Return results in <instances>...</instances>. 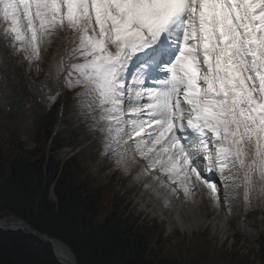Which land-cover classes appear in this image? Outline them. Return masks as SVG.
Masks as SVG:
<instances>
[{
  "label": "snow or ice",
  "instance_id": "obj_1",
  "mask_svg": "<svg viewBox=\"0 0 264 264\" xmlns=\"http://www.w3.org/2000/svg\"><path fill=\"white\" fill-rule=\"evenodd\" d=\"M0 47L45 70L44 102L66 98L143 187L226 217L264 207V0H0ZM4 235L37 234L20 217Z\"/></svg>",
  "mask_w": 264,
  "mask_h": 264
},
{
  "label": "trees",
  "instance_id": "obj_2",
  "mask_svg": "<svg viewBox=\"0 0 264 264\" xmlns=\"http://www.w3.org/2000/svg\"><path fill=\"white\" fill-rule=\"evenodd\" d=\"M5 102L4 97L2 104ZM10 104L19 106L14 112L0 110V216L25 217L39 230L61 238L72 248L79 264L174 263L155 250L161 236L154 242L156 232L149 234V224L139 216L131 211L119 216L118 210L103 215L105 210L99 205L102 190L95 186L84 151L63 163L50 153L47 142L55 121L53 114L38 113L41 118L35 126V143L28 149L19 139V118H23L24 108L20 94H13ZM63 142L59 139L56 149ZM52 184L56 202L49 198ZM259 213L254 216L262 219L264 225V210ZM260 227L255 226L256 231L260 230L254 239L257 245L264 241V228ZM0 247L9 261L36 259L44 264H58L50 248L30 235H4L0 237ZM198 256L204 254L199 252ZM202 261L210 264L204 257Z\"/></svg>",
  "mask_w": 264,
  "mask_h": 264
},
{
  "label": "rangeland",
  "instance_id": "obj_3",
  "mask_svg": "<svg viewBox=\"0 0 264 264\" xmlns=\"http://www.w3.org/2000/svg\"><path fill=\"white\" fill-rule=\"evenodd\" d=\"M74 118L78 119V114L72 110H68L64 116V119L68 121ZM24 122H21V124H24ZM76 123L77 121H74L73 128H78L73 132L65 125H57L58 134L68 135L70 139L76 137L77 141L74 142L85 139L86 131L83 127L77 126ZM21 133L22 140L27 142V148H32L35 141L30 138L27 127H22ZM92 142L90 140L91 144ZM56 144L53 140L47 144V148L52 151ZM70 147L63 149L59 154L58 159H61L62 163L81 149L73 145ZM82 151H84L83 155L86 162H88L92 178L96 182L95 186L102 190L99 205H101V210H105L103 215L105 214L106 216L111 210H118L121 211L119 216H123L122 213L129 214L130 211L135 216H142L144 222H147L150 226L151 231L149 234H152V232L155 234L156 232L154 242L161 236L158 245H154L155 250L168 262H174L171 264H204L202 257L205 258V262L208 261L210 264H264V246L256 249L253 242L260 230L256 231L250 228V230H246L247 234L245 233L247 238H242L241 234L237 233L232 225L235 215H230L225 230L215 228L212 225H202L198 222L200 218L198 213L205 212L206 203L205 200L199 198L195 202H179L180 204H177L173 210L161 211L158 208H154L153 203L147 205L146 201L141 197L144 191L141 183L137 184L135 179L123 174L108 158L95 152H89L87 148L85 150L82 149ZM112 190H114V200L113 197L111 199ZM50 198L51 200L54 199L51 192ZM188 206L191 211L187 208ZM252 207L247 206V212ZM207 212L205 214L208 215L209 212ZM210 216L213 217L215 215L212 214ZM184 220L189 221L188 226L183 223ZM190 220H193V222ZM262 222L260 219H255L253 220L254 224H251V226L257 225L264 228ZM261 230L264 233V230ZM199 242L200 245H198ZM199 252L201 255L204 254V256H198Z\"/></svg>",
  "mask_w": 264,
  "mask_h": 264
},
{
  "label": "bare ground",
  "instance_id": "obj_4",
  "mask_svg": "<svg viewBox=\"0 0 264 264\" xmlns=\"http://www.w3.org/2000/svg\"><path fill=\"white\" fill-rule=\"evenodd\" d=\"M143 190L144 191L142 192L141 197L143 200L146 201V204L151 205L153 203L154 208H158L161 211L162 210H164V211L165 210H173L177 204H180L179 202H186L182 197L181 198L168 197L164 192L150 191L146 187H143ZM205 203H206V210H204V211L205 212L208 211L209 214L207 215V214H205V212H203V213L199 212L198 215L200 218H199L198 222H200L204 226L212 225L215 228H221L222 230H225L227 228L226 224L228 222L229 216H227V217L225 216L223 209H221L220 211H217L214 208H212V206L206 200H205ZM187 208H189V211H191L189 206ZM202 209H204V208H202ZM212 214L215 216L211 217L210 215H212ZM190 221L193 222V220H190ZM188 222L189 221H187V220L183 221V223L186 224L187 226H188Z\"/></svg>",
  "mask_w": 264,
  "mask_h": 264
},
{
  "label": "water",
  "instance_id": "obj_5",
  "mask_svg": "<svg viewBox=\"0 0 264 264\" xmlns=\"http://www.w3.org/2000/svg\"><path fill=\"white\" fill-rule=\"evenodd\" d=\"M34 231L36 232L37 236L39 238H41L45 243H48L52 248L55 249L56 253L59 251V247L63 246L64 248L67 249V255L66 257H58L55 253V258L61 262V264H68V262L70 261L71 264H78L77 262V257L75 255V253L73 252V250L67 246L62 240H58V239H52L47 237L45 234H42L41 232H39L37 229H35L33 227ZM53 249V250H54Z\"/></svg>",
  "mask_w": 264,
  "mask_h": 264
}]
</instances>
